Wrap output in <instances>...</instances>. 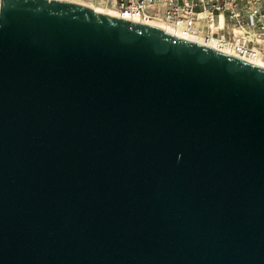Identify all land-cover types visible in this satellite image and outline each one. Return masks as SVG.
<instances>
[{
	"label": "water",
	"instance_id": "obj_1",
	"mask_svg": "<svg viewBox=\"0 0 264 264\" xmlns=\"http://www.w3.org/2000/svg\"><path fill=\"white\" fill-rule=\"evenodd\" d=\"M0 264H264V65L0 0Z\"/></svg>",
	"mask_w": 264,
	"mask_h": 264
},
{
	"label": "built area",
	"instance_id": "obj_2",
	"mask_svg": "<svg viewBox=\"0 0 264 264\" xmlns=\"http://www.w3.org/2000/svg\"><path fill=\"white\" fill-rule=\"evenodd\" d=\"M264 61V0H68Z\"/></svg>",
	"mask_w": 264,
	"mask_h": 264
},
{
	"label": "bare ground",
	"instance_id": "obj_3",
	"mask_svg": "<svg viewBox=\"0 0 264 264\" xmlns=\"http://www.w3.org/2000/svg\"><path fill=\"white\" fill-rule=\"evenodd\" d=\"M87 6L92 7L91 5H87ZM92 8L97 9V10H100V11H104V10H102V9H100V8H96L95 6L92 7ZM104 12H107V13H110V14H113V15H117V14H116L115 12H113V11H104ZM117 16H118V15H117ZM151 25L157 26V27H159V28H162V29H164V30H166V31L171 32V31H170L166 26H164L163 24L154 23V24H151ZM255 62L264 65V61H261V60H260V61H255Z\"/></svg>",
	"mask_w": 264,
	"mask_h": 264
}]
</instances>
